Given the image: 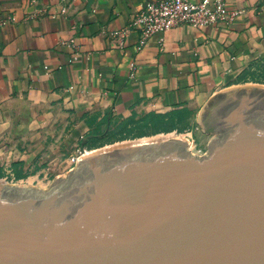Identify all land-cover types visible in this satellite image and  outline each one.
<instances>
[{
	"label": "crops",
	"instance_id": "0c3cea01",
	"mask_svg": "<svg viewBox=\"0 0 264 264\" xmlns=\"http://www.w3.org/2000/svg\"><path fill=\"white\" fill-rule=\"evenodd\" d=\"M144 1L71 0L64 15L31 18L37 8L57 10L58 0H0L2 178L48 189L77 168V150L127 140L135 121L156 115L163 125L148 131L191 129L207 136L206 149L216 133L198 122L205 102L233 87H264V0H227L232 22L175 27L141 49L131 29L119 47L112 32Z\"/></svg>",
	"mask_w": 264,
	"mask_h": 264
},
{
	"label": "water",
	"instance_id": "95a60500",
	"mask_svg": "<svg viewBox=\"0 0 264 264\" xmlns=\"http://www.w3.org/2000/svg\"><path fill=\"white\" fill-rule=\"evenodd\" d=\"M187 141L81 158L49 190L0 180V264H264V87L211 96Z\"/></svg>",
	"mask_w": 264,
	"mask_h": 264
},
{
	"label": "built area",
	"instance_id": "2783aa9c",
	"mask_svg": "<svg viewBox=\"0 0 264 264\" xmlns=\"http://www.w3.org/2000/svg\"><path fill=\"white\" fill-rule=\"evenodd\" d=\"M70 2L71 0H58L59 8L57 10L51 6L37 8L30 17L37 18L46 14L64 15ZM28 4L34 7L38 4V0H28ZM54 5H57V2ZM235 17L236 12L228 8L227 0H145L143 5L133 13L128 25L113 31L111 35L118 46L123 47L128 31L134 29L138 31L137 48L141 49L156 33L163 34L172 28L181 26L203 27L207 25L217 26L221 23L228 24ZM77 54L75 52L73 57H76ZM133 69L134 65L131 64V72ZM173 132L181 136L176 137L177 139L182 138L187 141L186 148L189 151L195 149L197 144L191 129L186 128L182 132ZM84 153L85 151L77 150V153L70 158L72 164H78Z\"/></svg>",
	"mask_w": 264,
	"mask_h": 264
},
{
	"label": "rangeland",
	"instance_id": "374dc122",
	"mask_svg": "<svg viewBox=\"0 0 264 264\" xmlns=\"http://www.w3.org/2000/svg\"><path fill=\"white\" fill-rule=\"evenodd\" d=\"M182 131L179 130L178 132H182ZM168 133L169 132H163V133H158V134L152 135V136H143V137H138V138L137 137L136 138H128L127 140H123L121 142L126 143V142H130V141H133V140H142V139H145L143 141H151V140H154L152 138H155V136H157L159 134H164L165 135V134H168ZM197 134H199V133H197ZM159 136H161V135H159ZM172 136L173 135H171L170 137H172ZM164 137H166V136H164ZM167 137H169V136H167ZM173 137H175V136H173ZM194 138L196 140L197 146L195 147V149L191 153L195 154V155L204 154L206 152V149H205V144L206 143L205 142L207 141V136H205V137L204 136L203 137L202 136L201 137H197L196 135H194ZM121 142H117L116 144H121ZM110 147H112V146L108 145V146H105V147H102V148H99V149H96V150H87V151H85V153L82 155L81 158L87 157V156H89L90 154H92L94 152H99L101 150H105V149L110 148ZM0 180H2V182L5 183L7 186H23L19 182H13V181L7 180L5 178H0ZM15 183H18L20 185L15 184ZM47 190H49V188L45 189V190H42V191H47Z\"/></svg>",
	"mask_w": 264,
	"mask_h": 264
},
{
	"label": "trees",
	"instance_id": "16d2710c",
	"mask_svg": "<svg viewBox=\"0 0 264 264\" xmlns=\"http://www.w3.org/2000/svg\"><path fill=\"white\" fill-rule=\"evenodd\" d=\"M131 123H133L131 120H129ZM136 124L133 128H131V131H125L124 133V137L125 138H138V137H143V136H150V135H155L156 133L159 132L160 128L155 130V131H148L149 127L151 126L153 129H156L154 126L155 124H158L159 126L163 125L162 123V119L160 115H156V121H154L153 119H141L138 121H135ZM134 132H133V130ZM186 129V128H185ZM184 130V129H183ZM166 131V130H163ZM179 131V130H177ZM182 131V130H181ZM4 176V171L2 166H0V178H2Z\"/></svg>",
	"mask_w": 264,
	"mask_h": 264
},
{
	"label": "bare ground",
	"instance_id": "6f19581e",
	"mask_svg": "<svg viewBox=\"0 0 264 264\" xmlns=\"http://www.w3.org/2000/svg\"><path fill=\"white\" fill-rule=\"evenodd\" d=\"M159 135H160V134H159ZM159 135L155 136V138H152V139L155 140V139H158V138H161V137H164V136H169V137H170L171 135L175 136V137L172 136L173 138L181 137V136L175 134L174 132H169L168 134H165V135H164V134H161V136H159ZM143 140H145V139H142V141H143ZM190 147H191V146H190ZM191 148H192V147H191ZM189 149H190V148H189ZM190 151L193 152V150H190Z\"/></svg>",
	"mask_w": 264,
	"mask_h": 264
}]
</instances>
